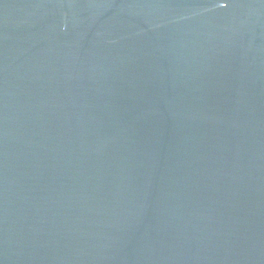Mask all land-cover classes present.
<instances>
[{"label":"water","instance_id":"water-1","mask_svg":"<svg viewBox=\"0 0 264 264\" xmlns=\"http://www.w3.org/2000/svg\"><path fill=\"white\" fill-rule=\"evenodd\" d=\"M0 264H264V0H0Z\"/></svg>","mask_w":264,"mask_h":264}]
</instances>
